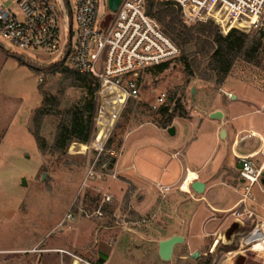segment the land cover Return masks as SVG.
Segmentation results:
<instances>
[{
    "label": "rangeland",
    "instance_id": "rangeland-1",
    "mask_svg": "<svg viewBox=\"0 0 264 264\" xmlns=\"http://www.w3.org/2000/svg\"><path fill=\"white\" fill-rule=\"evenodd\" d=\"M18 2L0 0V8L5 7L19 16ZM55 2L61 11V36L65 31L75 45L74 0ZM213 8L199 17L192 27L212 23L221 33V29L235 23L234 15L220 6ZM111 20L107 0H99L98 22L104 21L107 25ZM247 36L250 39L255 37L254 34ZM202 42L186 47L184 54L181 51V56L193 59V76L187 75L180 60L170 64L163 73L153 69L143 73L140 97L129 101L108 127L102 148L93 141L96 121L106 102L98 88L93 99L90 141L87 144L74 143L61 153L53 148L60 124L66 122L68 111L84 104L87 90L68 76L39 71L60 63L64 59L62 55L49 56L40 50L19 49L0 37V264H148L142 214L149 208V198L144 203L140 198L143 197L142 192L146 196L155 194L156 183L164 187L173 183L172 171L178 164L172 162L163 172L168 159L160 157L163 155L161 150L170 147L186 130L190 131L178 121L181 118L174 116L171 125L177 121L178 132L176 137H170L167 131L162 130L161 116L152 106L162 94H167L184 106L187 113L184 119H190L197 107L222 105L223 95L218 91L205 94V91L222 85L229 76L233 82L256 85L264 94V38L261 48L249 55L248 60L242 55L235 61L230 74L221 83L208 69L212 51L207 47L204 49ZM64 66L70 69L66 64ZM193 89L204 92L205 96H198L194 102ZM248 90L247 87L241 89L243 93ZM46 99H53L52 103L57 104L60 114L47 116L42 121L39 134L46 144V150L42 152L34 137V118ZM256 99L263 101L261 94L256 93ZM198 116L204 118L201 113ZM260 119L264 121V117ZM205 120L209 122L207 118ZM210 145L208 136L203 143L204 151ZM123 146L126 149L124 167L132 163L130 158L135 152L134 163L140 174L149 173V182L139 179L134 171L122 174L121 177L130 181L134 188L119 179L115 168L110 169L109 164L117 159ZM101 162L104 164L100 165ZM179 184L173 188L175 191ZM260 184L252 188L253 193L256 191L260 195ZM244 193L242 186L241 194ZM167 194H159L156 211L160 205L169 214L174 211L176 204ZM112 197L119 200L117 208L111 204L107 206V200ZM260 197L264 198L263 195ZM235 201H230L229 206ZM194 206L199 214L195 220L199 228L200 222L211 214L204 203ZM114 211L120 217L118 232L112 229ZM127 211L132 215L126 217ZM241 213L245 214L239 211ZM69 214L73 221L66 220ZM130 218L139 222L138 225H128ZM235 220L231 217L228 222ZM174 223L168 221L165 237L178 233L179 225L172 227ZM220 223L218 220L217 225ZM128 229L133 232H127ZM234 242L230 248L232 258L244 247L239 239ZM220 250L223 255L225 249L222 244ZM231 254L228 253L222 261L230 258ZM247 255L249 264H258L256 260L261 261L264 257L261 259L253 252Z\"/></svg>",
    "mask_w": 264,
    "mask_h": 264
},
{
    "label": "built area",
    "instance_id": "built-area-1",
    "mask_svg": "<svg viewBox=\"0 0 264 264\" xmlns=\"http://www.w3.org/2000/svg\"><path fill=\"white\" fill-rule=\"evenodd\" d=\"M161 1L180 9L187 27L196 25L198 18L206 11L220 6L234 15L236 21L230 25L235 30L264 38V0ZM74 3L77 24L75 45L65 31L61 36V11L55 0H19V16L5 7L0 8V37L19 49L40 50L49 56L62 55V61L72 71L94 78L102 97L104 89L108 87L123 94L126 98L124 106L140 97L144 72L180 59V47L147 14L148 0H121L115 12L109 8L107 0L112 14V20L107 25L104 21L98 22L99 0H74ZM180 105L176 99L162 94L152 109L159 113L161 108H165L168 115H173L175 110L176 113L180 111ZM253 159L252 156L240 159V178L245 191L240 203L244 205L252 188L260 184L264 177V154L258 165ZM255 217L258 221L255 229L239 233V241L244 247L235 255L248 251L257 253L261 259L264 256V252L256 250L264 220ZM240 219L236 218L244 226ZM66 220L74 219L69 214ZM257 263L264 264V257Z\"/></svg>",
    "mask_w": 264,
    "mask_h": 264
},
{
    "label": "crops",
    "instance_id": "crops-1",
    "mask_svg": "<svg viewBox=\"0 0 264 264\" xmlns=\"http://www.w3.org/2000/svg\"><path fill=\"white\" fill-rule=\"evenodd\" d=\"M230 79H232L231 76L222 85L208 88L205 91V94L218 91L223 95L224 102L222 105L216 106L211 104L210 106H201V108L197 107L196 112H194L190 119L185 120L181 118L178 120L182 124H185L186 129L190 128V131L186 130V132L180 134L178 140L170 144V147L161 150L163 155L160 157L168 159L163 172H166L165 168H168L172 162L178 164L175 166L176 170L172 171V176H174L173 183L164 187L160 183L154 185L153 182H150L157 190L156 193L152 195L147 194L148 196H146L142 192L143 197L140 198L141 202L144 203L148 197V205L150 207L158 203L160 193L166 192L168 193L167 195L172 196L171 200L176 205L173 209L174 211L170 214H179L181 219L186 223L183 235L189 243L186 247L189 254L197 251H206L211 239L209 237L212 234L216 236V232H218L217 236L220 234L221 230L217 231L215 229L218 226L217 215L213 214H230L246 209L256 214L260 220H264V198L260 197L261 195L264 196V177L258 186L260 195L256 191L254 193L251 191L247 197V203L245 205L240 203L244 195L241 194L243 181L240 178V170L242 169L240 159L252 156L254 163L257 165L263 160L264 121H259V119L260 117H264V94L256 85L237 83ZM243 87L249 89L247 93L241 91ZM203 93L196 90V97L194 96L195 102H197L198 96H205ZM256 93L261 94L263 101H257ZM217 111L224 114L222 121H215L209 118V115ZM200 113L203 114L204 118L198 116ZM206 118L209 122H206ZM176 122L172 126L175 128V133L173 136L169 135L170 137H176L177 135ZM162 130L167 131L168 129L162 128ZM222 132H225L224 139L221 138ZM208 136H210L211 145L208 150L204 151L203 143ZM125 151V146H123L118 153L113 167L115 168V174L123 182L131 184L134 188L135 186L130 181L121 177L122 174L134 171L139 179L149 182V173L147 172V175L140 174L138 167L134 163L135 152L130 158V162L132 163L124 167L126 162L123 161ZM111 154L114 155L115 152ZM123 182L121 181V183ZM195 182H201L206 185L205 193L197 196L196 199L200 203H204L207 211L211 214L200 222L199 228H197L198 224L195 221L199 218L197 207L194 206L196 202L187 199L188 195L194 192L191 187ZM178 183H180L179 187L175 191L173 188ZM232 200L236 201L229 206ZM250 202L254 204L251 205ZM164 210L169 214L166 209ZM210 218H214L215 220ZM224 238L221 236L219 240H224ZM221 244L222 242L219 246ZM181 251H179V256H183L182 259L185 260L187 255L181 254ZM232 256L233 254L230 255V258ZM222 262H224L222 264H232L233 259H225Z\"/></svg>",
    "mask_w": 264,
    "mask_h": 264
},
{
    "label": "trees",
    "instance_id": "trees-1",
    "mask_svg": "<svg viewBox=\"0 0 264 264\" xmlns=\"http://www.w3.org/2000/svg\"><path fill=\"white\" fill-rule=\"evenodd\" d=\"M147 14L155 19L162 27L164 33L180 47L182 54L185 48L191 46L194 42L203 41L202 47H207L212 51L209 56L208 69L216 75L218 82L221 83L230 74L235 61L242 55L245 59H249V55L257 52L261 46L263 38L255 36L250 39L247 35L235 30L231 25L221 29L219 33L214 24L198 25L194 27H186L182 22V12L170 3L161 0H148ZM202 37L204 39L202 40ZM185 67L187 75L193 76L192 70L193 59L187 55L181 56L179 59ZM65 62L55 63L47 68L39 69L42 73L47 74H62L70 77L75 83L87 90V98L82 106H77L73 110L68 111L65 115L66 122L60 124L56 135L54 150L65 153L72 144H87L90 141V124L93 111V99L98 89L94 78L88 75H82L74 72L65 66ZM170 64H163L153 68L158 73H163L168 69ZM105 107L102 109L100 117L96 121V130L93 135V141L98 146H101L107 138L108 127L115 122L117 116L122 111L124 98L113 88L104 89ZM173 99V98H171ZM53 99H46L43 107L38 110L34 118L35 132L34 137L37 145L42 152L46 150L44 139L40 136V127L42 121L47 116L60 114L57 104L52 103ZM178 113L175 110L173 115H168L165 108H161L159 115L163 122L162 128L167 130L172 125L174 116L186 118L187 113L183 106ZM116 160L113 159L109 164L110 169H113ZM104 164L101 162L100 165Z\"/></svg>",
    "mask_w": 264,
    "mask_h": 264
},
{
    "label": "flooded vegetation",
    "instance_id": "flooded-vegetation-1",
    "mask_svg": "<svg viewBox=\"0 0 264 264\" xmlns=\"http://www.w3.org/2000/svg\"><path fill=\"white\" fill-rule=\"evenodd\" d=\"M198 195H196L195 192H193L192 194H189L187 199L189 201H193L196 203H200V201H198L197 198ZM108 201V205H114V208L116 206L117 208V202L119 201L118 199H109ZM121 205V203H120ZM125 206V205H124ZM122 207V205L120 206ZM155 210V211H154ZM242 211L246 212V209H242ZM249 212V213H248ZM103 216V214H101ZM129 215L131 216L132 213L127 211V215L126 217H129ZM213 215H217L216 219L221 221L220 224H218V228L216 229L217 231H220V234L217 236L218 232H216V236H213V234L211 235V238L208 246L206 248V251H197L195 253H198V256H195V253H191L189 254L186 250L188 243L187 238L183 235L184 229L186 228V223L181 219V216L177 213H172V214H167L164 210V208L160 205L156 211L155 209V205H151L148 210H146V212H144V214H142L143 216V228H144V233H145V238L144 241L146 242V248H147V256H146V262H148V264H219L221 263L222 258H226L227 254H231V247L235 244V239H239L238 235L239 233L245 232V231H252L255 229V227L258 224V221L256 219L255 216H257L256 214H254L252 211H247V213L243 214H239V211H236L234 213H230V214H213ZM223 217H226V219H222ZM239 218L241 217V219L239 220L240 222H242L244 224V226H241L240 223H238V219L235 220V222H228L230 220V218ZM246 217V218H245ZM113 218L115 219L114 221V226L112 227V229L115 232H118L119 228V220L120 217L117 216L116 211H114L113 213ZM221 218V219H220ZM210 219H214V218H210ZM215 220V219H214ZM168 221H174V225H172V227H176L177 225H179L178 228V233L173 234L169 237H165V233L167 232L168 229ZM178 221V222H177ZM139 222H134L131 218L130 220L127 222L128 225H138ZM127 232L131 233L133 232L132 229H128ZM221 236H224L226 238V240H219ZM158 237V238H157ZM118 238V237H117ZM173 238H178L181 239L180 242H177L171 255H170V260L166 261L162 258L161 256V244L167 241L172 240ZM118 239L115 240V244H117ZM222 242L225 251L222 252L220 250L219 244ZM228 243V244H227ZM180 250L181 254H184L183 252H186L188 254H186V259L183 260L182 257L179 256L180 254ZM249 252L246 251L244 254L241 255H235L233 258H229L227 260L233 259V263L236 264V261L238 259L239 256H243L245 257L246 263H249V256L247 255ZM254 261V260H253ZM257 262V261H256Z\"/></svg>",
    "mask_w": 264,
    "mask_h": 264
},
{
    "label": "water",
    "instance_id": "water-1",
    "mask_svg": "<svg viewBox=\"0 0 264 264\" xmlns=\"http://www.w3.org/2000/svg\"><path fill=\"white\" fill-rule=\"evenodd\" d=\"M120 2H121V0H109V8L114 12L117 11V9L120 5ZM192 94H193V101L195 102V98H194V96L196 94L195 89L192 90ZM209 118L211 120H215V121H222L224 119V114L220 111H217V112H214L211 115H209ZM167 132L169 135L173 136L175 133V128L171 127L167 130ZM221 138L222 139L225 138V132H222ZM191 188L196 193V195L201 196L205 193L206 185L201 183V182H195ZM180 241H181V239L173 238L172 240L164 242L161 244V256L164 260H166V261L170 260V255H171L176 243L180 242ZM194 255L198 256V253H195ZM245 261H246L245 257L239 256L237 261H236V264H245Z\"/></svg>",
    "mask_w": 264,
    "mask_h": 264
},
{
    "label": "bare ground",
    "instance_id": "bare-ground-1",
    "mask_svg": "<svg viewBox=\"0 0 264 264\" xmlns=\"http://www.w3.org/2000/svg\"><path fill=\"white\" fill-rule=\"evenodd\" d=\"M115 91H117L123 98H124V104H125V102H126V98L124 97V95L123 94H121L118 90H116L115 88H113ZM123 108H124V105H123ZM122 108V109H123ZM106 141V140H105ZM104 141V142H105ZM104 144V143H103ZM103 144L101 145V148H102V146H103ZM237 147V146H236ZM100 148V149H101ZM261 234H262V236L260 237V239H259V244H258V246L256 247V250L257 251H259V252H264V225H263V231L261 232ZM254 239V238H253ZM252 239V240H253ZM222 240V239H221ZM224 240H226V238H224ZM228 244V243H227ZM222 263H224V262H222ZM221 263V264H222ZM220 264V263H219Z\"/></svg>",
    "mask_w": 264,
    "mask_h": 264
}]
</instances>
